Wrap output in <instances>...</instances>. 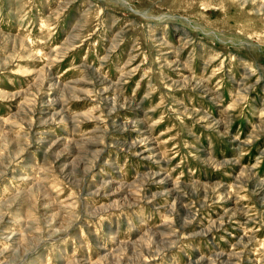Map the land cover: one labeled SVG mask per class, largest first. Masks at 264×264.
<instances>
[{"label":"rangeland","instance_id":"1","mask_svg":"<svg viewBox=\"0 0 264 264\" xmlns=\"http://www.w3.org/2000/svg\"><path fill=\"white\" fill-rule=\"evenodd\" d=\"M0 264H264V0H0Z\"/></svg>","mask_w":264,"mask_h":264}]
</instances>
